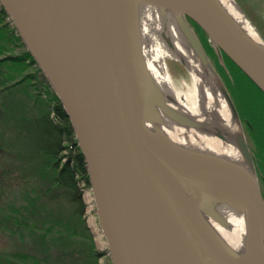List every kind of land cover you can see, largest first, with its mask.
Returning <instances> with one entry per match:
<instances>
[{
  "label": "water",
  "instance_id": "1",
  "mask_svg": "<svg viewBox=\"0 0 264 264\" xmlns=\"http://www.w3.org/2000/svg\"><path fill=\"white\" fill-rule=\"evenodd\" d=\"M0 5L69 119L110 264H264V255L244 258L232 251L199 213L224 224L211 204L218 186L246 211L248 247L264 238V197L242 132L236 146L253 174L146 128V122L161 121L159 109L169 97L147 71L139 8L182 15L184 38L215 74L214 90L239 125L232 100L185 17L264 93L263 41L244 33L217 0H0ZM161 36L174 48L166 32Z\"/></svg>",
  "mask_w": 264,
  "mask_h": 264
},
{
  "label": "rangeland",
  "instance_id": "2",
  "mask_svg": "<svg viewBox=\"0 0 264 264\" xmlns=\"http://www.w3.org/2000/svg\"><path fill=\"white\" fill-rule=\"evenodd\" d=\"M233 1L258 32L261 41L264 42V0ZM163 13L156 7L147 5L140 7L139 23L142 45L145 44L146 50L150 52L152 58L162 65L172 88V96L179 101L190 100L193 95L192 74L184 57L172 53L174 48H170L161 36V32H166L175 46V38L168 29L170 18H166ZM185 19L193 33L198 35L197 38L202 44L207 60L217 76H220L222 80H227L236 109L239 111L240 118L245 122V128L242 125L241 132L245 138H248L253 173L262 194H264V95L226 58L223 52L218 53L214 45L188 17ZM5 23L8 27L6 30L11 28V24L6 19L3 20V24ZM177 32L180 36V40L176 37L177 40L180 41V44L186 45L181 32L179 30ZM4 44L2 45L4 50L0 53V57L20 54L23 51L19 42L11 41ZM155 44L157 45L156 49L150 50V47H147V45L154 47ZM188 55L189 53L185 52V57ZM34 71L35 67L26 62L11 64L5 61L0 65V264H45V262L51 261V257L55 264H59L60 254L63 252L65 254L66 250H70L72 254L63 256V264H75L78 259L83 261L82 249L90 246L100 252L97 264H109L107 243L98 223L96 206L89 199L92 192L83 179L81 182H83L84 208L81 211L63 196H38L39 206L45 202L51 207L60 203L62 209L60 212L70 218L71 228L67 229L70 242L53 245L50 249L49 259L44 260L40 252L37 251L35 254L38 259L33 256L26 257L22 252L24 247L12 232L9 204L23 206L26 202V195L39 194L37 184L50 181L51 176V173L43 177L34 174L33 170L42 167L43 161L46 159L41 152L34 154L32 147L25 143L28 132H33L34 125L32 124L39 113L41 114L43 106L46 105L50 108L54 105L49 87L46 83H42L38 76H27L21 83L5 90V85ZM4 76H9V80H4ZM196 105H198V100H196ZM22 124H25V129L22 128ZM87 195L89 196L87 197ZM5 213L8 214L7 218L3 217ZM12 215L15 216L13 213ZM35 227L43 228L39 224H36ZM55 229L57 230V228ZM62 248H65V251H61Z\"/></svg>",
  "mask_w": 264,
  "mask_h": 264
},
{
  "label": "bare ground",
  "instance_id": "3",
  "mask_svg": "<svg viewBox=\"0 0 264 264\" xmlns=\"http://www.w3.org/2000/svg\"><path fill=\"white\" fill-rule=\"evenodd\" d=\"M217 2L244 33L256 41H261L258 32L233 0H217ZM162 12L166 18H170L168 29L175 38L174 50L170 51L184 57L191 71L193 95L192 99L183 101L172 96V88L162 65L152 58L150 52L146 50L145 44L142 45L147 71L164 95L170 98V100L167 99L164 108L159 109L161 121L146 122V128L155 134L163 135L181 148L227 159L252 173L251 166L236 146L242 128L238 121L230 116L220 93L216 89L214 90L217 83L215 74L210 70L206 61H200L188 40L184 38L186 45L180 44L177 30L182 34L181 27L184 26L182 15L167 10ZM147 47L153 50L152 48L156 49L157 45L155 44L154 47L147 45ZM185 52L189 53L188 57H185ZM196 100H198V105H196ZM179 117L195 120L199 125L194 127L183 124L177 119ZM216 131H220L223 137H218L215 134ZM221 192L222 190L216 186L211 204L214 210L223 216L224 224H219L207 213L199 211L204 222L236 254L244 258L264 255V238H260L256 246L248 247L247 245L246 211L234 199L224 196ZM89 199L92 203V196H89Z\"/></svg>",
  "mask_w": 264,
  "mask_h": 264
},
{
  "label": "trees",
  "instance_id": "4",
  "mask_svg": "<svg viewBox=\"0 0 264 264\" xmlns=\"http://www.w3.org/2000/svg\"><path fill=\"white\" fill-rule=\"evenodd\" d=\"M6 17L7 14L0 5V53L4 50V43L11 41L19 42L21 47H23V51L20 54L1 56L0 65H2L5 61L10 62L11 64L26 62L28 65H33L35 67V71L33 73H26L13 83L5 85V90L21 83L27 76H38L42 83H46L49 87V92L54 100V105L52 107L48 108L46 105L43 106L41 114L39 113V115L35 118L34 124H32L35 127L32 129L33 132H28L27 139H25V143L32 147V152L34 154L36 152H41L42 156L46 159L43 161L44 164L42 167H38V169L33 170L34 174H36V176L43 177L48 175V173H51L50 181L37 184L39 194L35 196H28L27 194L25 198L26 202L23 206H16L14 203L9 204L11 212V229L24 247L22 248V252L26 257L33 256L38 259L35 254V251H37L38 253L40 252L44 260H46L50 258V249L53 245L70 242V235L67 232V229L71 228V224L68 215L64 216L60 212L62 210L60 203H56L54 207H51V205L46 202L39 206L38 196H63L81 211L84 208V202L82 200L83 186L80 185V181L83 179L85 184L89 185L88 174L83 155L76 143L73 129L57 95L50 87V83L47 78L42 73L33 56L25 46L15 26H13L9 19H6ZM4 19L11 24V28L6 30L8 27L6 26V23L3 24ZM191 21L203 33V35L208 38L206 33L193 20ZM3 44L4 46H2ZM226 58L254 86H256L228 56H226ZM3 79L9 80V76H4ZM256 88L260 90L257 86ZM261 93L264 95L262 91ZM51 112H54V116L51 115ZM22 125V128L25 129V124ZM12 213L15 216H13ZM7 216L8 214L5 213L3 217L7 218ZM34 224H39L43 228L38 229ZM54 227L57 228V230ZM61 251H65V248H62ZM66 251L67 252L65 254L64 252L60 254V259L58 261L59 264H63V256H69V253L72 254L70 250ZM99 253L100 252L94 250L91 246L83 248L81 257H84V259L82 258L83 261L78 259V262L75 264H97L98 257L100 255ZM51 258V261L48 263L45 262V264H55L53 257Z\"/></svg>",
  "mask_w": 264,
  "mask_h": 264
},
{
  "label": "flooded vegetation",
  "instance_id": "5",
  "mask_svg": "<svg viewBox=\"0 0 264 264\" xmlns=\"http://www.w3.org/2000/svg\"><path fill=\"white\" fill-rule=\"evenodd\" d=\"M196 35V34H195ZM196 37H198V35H196ZM198 39V38H197ZM199 40V39H198ZM199 42H200V40H199ZM200 44H201V42H200ZM202 45V44H201ZM219 77V79L222 81V83L224 84V86H225V88H226V91L228 92V94H229V96H230V98H231V100H232V103H233V105H234V107H235V109H236V106H235V103H234V101H233V98H232V95H231V92H230V88H229V85H228V83H227V80L225 79V80H222L221 79V77L220 76H218ZM236 112H237V115H238V117H239V121H240V126H241V128H243L244 127V121L242 120V118H240V116H239V111H237V109H236ZM242 125H243V127H242ZM245 128V127H244ZM246 132H247V129H246ZM244 139H245V142H246V144H247V146H248V149L250 150V147H249V144H248V138H245V136H244ZM250 152H251V150H250ZM262 193V192H261ZM263 195V197H264V194H262Z\"/></svg>",
  "mask_w": 264,
  "mask_h": 264
},
{
  "label": "built area",
  "instance_id": "6",
  "mask_svg": "<svg viewBox=\"0 0 264 264\" xmlns=\"http://www.w3.org/2000/svg\"><path fill=\"white\" fill-rule=\"evenodd\" d=\"M51 115L54 116V112H51ZM82 181V180H81ZM80 181V185L83 186V182Z\"/></svg>",
  "mask_w": 264,
  "mask_h": 264
}]
</instances>
